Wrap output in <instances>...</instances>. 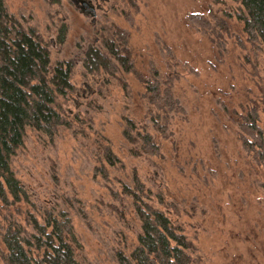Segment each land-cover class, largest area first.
I'll list each match as a JSON object with an SVG mask.
<instances>
[{"label":"rangeland","instance_id":"rangeland-1","mask_svg":"<svg viewBox=\"0 0 264 264\" xmlns=\"http://www.w3.org/2000/svg\"><path fill=\"white\" fill-rule=\"evenodd\" d=\"M4 3L47 46L52 66L72 65V91L57 99L67 124L51 139L28 129L11 161L32 204L0 199V264L9 220L29 228L28 212L45 210L69 214L81 264L130 258L142 224L123 187L136 178L182 228L196 264H264V166L244 146L253 110L264 125V51L248 41L239 1ZM120 31L132 72L88 73L87 50ZM155 78L173 110L151 105L146 82ZM126 130L149 134L158 154H135L140 142Z\"/></svg>","mask_w":264,"mask_h":264},{"label":"trees","instance_id":"trees-1","mask_svg":"<svg viewBox=\"0 0 264 264\" xmlns=\"http://www.w3.org/2000/svg\"><path fill=\"white\" fill-rule=\"evenodd\" d=\"M238 1L239 20L248 41L264 51V0ZM59 38L60 43L65 41L66 27ZM115 40L104 39L101 47L87 50L84 68L88 73L104 71L115 76L118 69L132 72L126 34L120 31ZM71 74L70 63L52 66L49 49L36 32L25 29L9 14L4 0H0V199L4 202L32 204L28 191L12 170L11 161L24 145L28 129L51 139L67 124L57 99L72 91ZM146 88L151 105L158 110H173V96L169 89L160 90L159 79L147 81ZM244 130L248 137L244 138V146L264 166V125L260 126L256 111L245 118ZM125 136L140 142L135 154H158L159 148L149 134L137 133L133 137L131 130H126ZM123 193L132 199L142 232L130 258L118 255L119 264L197 263L182 228L153 206L151 190L136 178L135 187L124 186ZM27 224L29 228H24L9 220L2 235L5 264H81L76 258L77 240L67 212L45 210L39 217L28 212Z\"/></svg>","mask_w":264,"mask_h":264}]
</instances>
